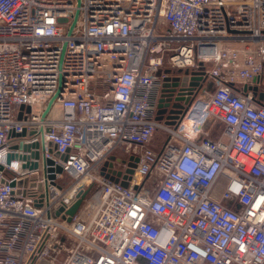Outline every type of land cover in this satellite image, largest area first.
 Listing matches in <instances>:
<instances>
[{"label":"built area","instance_id":"obj_1","mask_svg":"<svg viewBox=\"0 0 264 264\" xmlns=\"http://www.w3.org/2000/svg\"><path fill=\"white\" fill-rule=\"evenodd\" d=\"M263 76L264 0H0V264H264Z\"/></svg>","mask_w":264,"mask_h":264},{"label":"water","instance_id":"obj_2","mask_svg":"<svg viewBox=\"0 0 264 264\" xmlns=\"http://www.w3.org/2000/svg\"><path fill=\"white\" fill-rule=\"evenodd\" d=\"M179 74H184V76L167 78V83L164 86L162 97L158 106L159 111L157 120L165 121V123L168 125H174V120L185 115L192 103V98L190 95L195 91H198L204 82V72L193 71L190 74V71L188 70H180ZM253 90L257 91V87H254ZM186 91L189 94L187 97L184 96ZM260 97L263 98L264 94L261 93ZM114 159V157L110 158L111 161ZM130 159L131 162L128 163V168L125 175L122 176L121 172L113 171L111 176V179L115 182H119L122 177L121 184L125 187L130 186V181L132 180V176L135 173V168L138 162V158H134L133 156ZM108 166L112 167V163L106 162L103 171H105L106 167ZM135 189H137V187H135ZM84 197L85 194L80 195L76 203L68 210L70 217H73L76 214L83 202Z\"/></svg>","mask_w":264,"mask_h":264},{"label":"rangeland","instance_id":"obj_3","mask_svg":"<svg viewBox=\"0 0 264 264\" xmlns=\"http://www.w3.org/2000/svg\"><path fill=\"white\" fill-rule=\"evenodd\" d=\"M262 84L264 86V76L262 78ZM223 130H224V126L223 125H219V124L213 125V124H210L208 126V132L210 133V138L213 139V140L223 139L222 138V132H223ZM167 136H168V132L159 129L157 131L156 135H155V141H157L158 143H164L165 140L167 139ZM223 141H225V139H223ZM115 156L116 157H124L125 154L123 153V151L118 150V151L115 152ZM158 179H160V177H158ZM42 264H45V263H42Z\"/></svg>","mask_w":264,"mask_h":264},{"label":"bare ground","instance_id":"obj_4","mask_svg":"<svg viewBox=\"0 0 264 264\" xmlns=\"http://www.w3.org/2000/svg\"><path fill=\"white\" fill-rule=\"evenodd\" d=\"M183 126L185 127V132L190 135V136H194V131H193V128H194V123L188 119H185L183 121ZM237 160L241 161L242 159L241 158H236Z\"/></svg>","mask_w":264,"mask_h":264},{"label":"flooded vegetation","instance_id":"obj_5","mask_svg":"<svg viewBox=\"0 0 264 264\" xmlns=\"http://www.w3.org/2000/svg\"><path fill=\"white\" fill-rule=\"evenodd\" d=\"M134 158H136V157H134ZM132 161H134V160H132ZM123 162L124 163L126 162L128 164L129 162H131V159L130 158H129V160L123 159ZM118 169H121V168L118 166Z\"/></svg>","mask_w":264,"mask_h":264},{"label":"crops","instance_id":"obj_6","mask_svg":"<svg viewBox=\"0 0 264 264\" xmlns=\"http://www.w3.org/2000/svg\"><path fill=\"white\" fill-rule=\"evenodd\" d=\"M164 123H165V121H164ZM46 264V263H45Z\"/></svg>","mask_w":264,"mask_h":264}]
</instances>
